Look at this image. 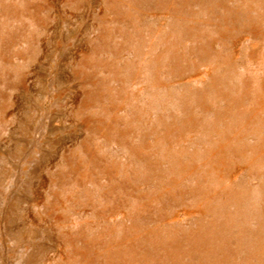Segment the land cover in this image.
I'll list each match as a JSON object with an SVG mask.
<instances>
[{"label":"rangeland","instance_id":"1","mask_svg":"<svg viewBox=\"0 0 264 264\" xmlns=\"http://www.w3.org/2000/svg\"><path fill=\"white\" fill-rule=\"evenodd\" d=\"M171 1L0 0V264H264V0Z\"/></svg>","mask_w":264,"mask_h":264},{"label":"bare ground","instance_id":"2","mask_svg":"<svg viewBox=\"0 0 264 264\" xmlns=\"http://www.w3.org/2000/svg\"><path fill=\"white\" fill-rule=\"evenodd\" d=\"M100 1V0H99ZM117 0H111L112 4H115L114 2H116ZM156 2L158 4H160L162 7L164 8H168L169 10H171V7L173 6V4L171 3V0H132V3L134 6H138V5H142L145 4L147 2ZM112 7V6H111ZM103 8V7H102ZM168 12V11H167ZM235 14V13H234ZM108 15V14H107ZM113 16V15H112ZM236 16V15H235ZM108 17V16H107ZM112 18V17H111ZM178 21V20H177ZM172 23V21H171ZM235 28L229 27L228 29V33H225V35H222L221 38L225 39L226 37H230L232 36V33L235 31ZM232 31V33H231ZM220 37V36H219ZM231 39V38H230ZM201 46V47H200ZM197 49V53L199 55L202 56H207L209 54V50L210 47L208 45L206 46H202L200 45ZM86 55V54H85ZM79 57V56H77ZM210 61V60H209ZM222 62V61H221ZM218 63V62H217ZM216 63V64H217ZM87 63L83 60L80 63V68L77 69V71H75L82 80H87L88 77L90 78V82H93L94 84H97V80L94 78L93 73H86V71L84 70L83 66H85ZM211 64L210 68L208 70V76H210L211 78V85L209 87L210 90L214 89L216 94L219 93V84L217 81L216 76L214 75V71H215V67L218 65ZM221 64V63H220ZM217 70V68H216ZM138 73V72H137ZM136 74V73H135ZM141 74V73H140ZM218 74V73H217ZM62 75V74H61ZM139 75V74H138ZM206 75V74H205ZM61 80V79H60ZM123 81V80H121ZM81 82V81H80ZM155 82L157 83L158 80H155ZM206 82V81H205ZM208 82V81H207ZM136 84V83H135ZM134 86V85H133ZM136 86V85H135ZM158 86V85H157ZM148 87V86H147ZM136 89V88H135ZM81 90V89H79ZM84 90V89H83ZM86 90V89H85ZM144 90V89H143ZM79 92V91H78ZM102 94V90L98 89V90H94V89H87L84 93V96L77 101L76 106L78 109V112H80V125H82L83 127H88L90 126V124L93 122V124L95 126H100L102 123L101 117H97V118H92L89 114H87L84 110H86L91 104H93V101H95L97 98H99V96ZM137 94V93H136ZM139 94V93H138ZM78 95V94H77ZM135 95V94H133ZM74 96V94H73ZM122 96V95H121ZM72 97V96H71ZM120 97V96H119ZM166 100V99H165ZM113 101V100H111ZM169 101V100H168ZM209 103V100H208ZM110 104H112L111 106H114V103L111 102ZM138 104V103H137ZM164 104V103H163ZM18 105V104H17ZM195 105L200 107L201 111L206 112V110L209 108V106H204L203 104V100H201L200 98L195 100ZM110 106V107H111ZM164 107V105H162ZM71 107V106H70ZM72 108V107H71ZM207 108V109H205ZM76 109V108H75ZM84 112V113H83ZM91 112V111H90ZM202 114V113H201ZM205 114V113H204ZM71 115V114H70ZM6 116V115H5ZM96 116V115H95ZM75 117V116H74ZM24 119V118H23ZM70 119V118H69ZM27 120V119H26ZM78 121V120H77ZM27 123V122H26ZM22 125V124H21ZM20 126V125H19ZM198 127V121H197V117H195L192 113H184L182 114V116L177 117V119H175L171 124H169L165 129H164V135H167V132L169 131V135L173 136V135H178L181 134L183 132H187V131H191V130H195ZM22 129V128H21ZM57 129V128H56ZM75 129V128H73ZM28 131V130H27ZM55 131V130H54ZM11 132V131H10ZM26 132V131H25ZM57 132V131H56ZM70 132V131H69ZM75 132V131H74ZM60 133V132H59ZM73 133V132H72ZM25 134V133H24ZM49 134V133H48ZM57 134V133H56ZM12 135V134H11ZM19 135V133H18ZM59 135V134H58ZM12 137V136H11ZM17 137V136H16ZM21 137V136H20ZM62 137V136H61ZM66 137V136H65ZM14 138V135H13ZM58 138V137H57ZM56 139V138H55ZM15 140V139H14ZM24 140V139H23ZM26 140V139H25ZM44 140V139H43ZM19 141V140H17ZM83 145H86L85 143ZM224 146V145H223ZM63 147V146H62ZM222 147V146H221ZM220 152V149H219ZM54 154V153H53ZM52 154V155H53ZM54 156V155H53ZM57 157V156H55ZM54 159V158H53ZM215 160L211 159L206 166L207 172L210 175H213L212 173L220 168L217 166V161L214 162ZM67 162L69 164L70 167H73L74 169H77L79 167H83L85 166V162L83 161L82 158L77 157L76 155H71L69 156V158L67 159ZM222 162L221 160L219 161V163ZM176 165L178 166V170L179 171H186L188 170V166L185 163H180L178 161V163L176 162ZM192 193H195L194 190L191 191ZM197 192V191H196ZM181 194H186L185 191L183 190H176L172 193V195H181ZM208 206H205V204L202 202L200 203V206H198L197 208V212L198 214L204 215L207 213L208 211ZM69 239V238H67Z\"/></svg>","mask_w":264,"mask_h":264}]
</instances>
